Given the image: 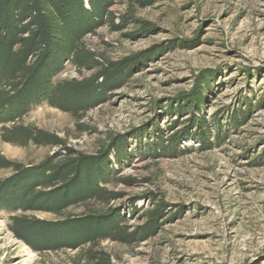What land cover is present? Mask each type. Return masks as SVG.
<instances>
[{
  "label": "rangeland",
  "instance_id": "1",
  "mask_svg": "<svg viewBox=\"0 0 264 264\" xmlns=\"http://www.w3.org/2000/svg\"><path fill=\"white\" fill-rule=\"evenodd\" d=\"M108 13L85 43L106 61L130 59V67L104 100L80 117L34 106L18 123L55 134L76 152L107 154L103 187L117 196L62 216L27 215L56 221L112 210L139 234L165 204L153 236L93 248L110 264H264V0H113ZM94 73L66 62L53 85ZM194 116L206 118L210 144ZM1 129L0 155L11 161L30 166L64 154L5 142ZM12 173L0 170V178ZM13 215L21 214L0 212V264H94L90 246L35 252L11 231Z\"/></svg>",
  "mask_w": 264,
  "mask_h": 264
},
{
  "label": "trees",
  "instance_id": "2",
  "mask_svg": "<svg viewBox=\"0 0 264 264\" xmlns=\"http://www.w3.org/2000/svg\"><path fill=\"white\" fill-rule=\"evenodd\" d=\"M91 10L86 8L85 2ZM113 0H0V126L5 142L26 146L61 147L64 154L51 156L36 165L25 166L0 155V170L13 173L0 178V212L20 213L11 217V231L35 252L89 249L90 262L110 264L109 256L93 247L111 240L131 244L155 234L158 221L168 206L159 204L148 215V227L130 234L119 212L87 213L49 221L28 216L29 212L62 216L71 207L92 201L107 202L117 195L107 182L108 155H87L74 151L57 135L18 123L32 107L48 104L76 117L104 100L108 85L129 69L130 59L109 62L91 51L85 38L106 24ZM109 23L113 29L114 17ZM66 62L78 70L95 71L89 78L66 80L53 85ZM194 109L199 112L200 101ZM200 127L198 136L210 144L204 116L192 119ZM191 128V127H190ZM188 128V130L190 129ZM189 133L186 129L185 135ZM170 140L174 144L177 139ZM218 139L221 138L219 135Z\"/></svg>",
  "mask_w": 264,
  "mask_h": 264
}]
</instances>
